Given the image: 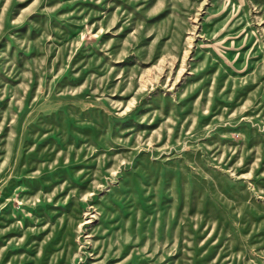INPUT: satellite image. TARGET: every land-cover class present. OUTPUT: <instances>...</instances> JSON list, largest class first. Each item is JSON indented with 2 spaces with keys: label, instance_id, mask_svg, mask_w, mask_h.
Returning a JSON list of instances; mask_svg holds the SVG:
<instances>
[{
  "label": "rangeland",
  "instance_id": "1",
  "mask_svg": "<svg viewBox=\"0 0 264 264\" xmlns=\"http://www.w3.org/2000/svg\"><path fill=\"white\" fill-rule=\"evenodd\" d=\"M0 264H264V0H0Z\"/></svg>",
  "mask_w": 264,
  "mask_h": 264
}]
</instances>
